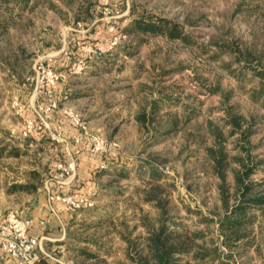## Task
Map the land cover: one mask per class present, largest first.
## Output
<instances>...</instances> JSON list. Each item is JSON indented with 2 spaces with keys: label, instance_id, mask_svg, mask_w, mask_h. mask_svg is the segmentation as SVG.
Wrapping results in <instances>:
<instances>
[{
  "label": "rangeland",
  "instance_id": "374dc122",
  "mask_svg": "<svg viewBox=\"0 0 264 264\" xmlns=\"http://www.w3.org/2000/svg\"><path fill=\"white\" fill-rule=\"evenodd\" d=\"M142 21L161 27L133 29ZM41 63L53 87L36 75ZM263 76L264 0H0V223L12 212L48 218L51 239L65 231L43 240L39 264H130L128 241L141 249L164 212L178 231L202 235L193 248L211 254L195 264H264V246L223 244L206 154L220 133L237 205L233 171L264 163ZM228 113L242 117L235 131ZM69 114L87 128L81 145ZM28 122L45 128L25 134ZM91 138L104 148L92 154ZM70 161L75 176L57 184L55 166ZM255 169L262 191L264 166ZM72 192L92 205L64 207L60 232L50 198ZM249 215V228L264 222Z\"/></svg>",
  "mask_w": 264,
  "mask_h": 264
},
{
  "label": "trees",
  "instance_id": "16d2710c",
  "mask_svg": "<svg viewBox=\"0 0 264 264\" xmlns=\"http://www.w3.org/2000/svg\"><path fill=\"white\" fill-rule=\"evenodd\" d=\"M161 27H156L145 22H137L133 29L140 32H157ZM264 78V76H263ZM228 122L236 129L241 127L242 117L237 115H230L228 113ZM220 133L214 137V145L206 149L207 161L212 164L215 175L219 178V192L223 206V214L219 221L220 230L223 237V244L232 248L236 246L241 240L248 237V230L253 222L252 217L249 215V210L263 204V196L260 191V185L250 181L251 176L255 174V164L243 165L242 173L233 171L235 173L234 187L236 188V195L233 199L237 200V205L229 206L231 195L224 184V172L227 170L224 162L226 155L220 142ZM217 147V148H215ZM17 189L24 190V186H17ZM64 206V205H63ZM66 207V206H64ZM67 208V207H66ZM166 213L162 212L157 224L147 227V235L144 237V245L141 249L137 250L134 245L128 241L129 249L128 259L130 264H195L205 262L207 257L211 254L199 245H195L196 238L202 235L192 234L188 235L184 229L181 231L176 229L175 223L169 224L170 219L166 217ZM131 244V245H130ZM134 252L136 257L130 254ZM218 251V250H217ZM77 253L83 257L86 262L88 257L93 255L89 254L86 249H77ZM213 258L216 256V251ZM213 259H211L212 261ZM39 264V262H38ZM46 264V263H42ZM78 264V263H76Z\"/></svg>",
  "mask_w": 264,
  "mask_h": 264
},
{
  "label": "built area",
  "instance_id": "2783aa9c",
  "mask_svg": "<svg viewBox=\"0 0 264 264\" xmlns=\"http://www.w3.org/2000/svg\"><path fill=\"white\" fill-rule=\"evenodd\" d=\"M35 73L36 75H42L47 85L52 87L55 85L57 77L48 66H44L42 63L39 64L35 68ZM68 116L72 126L80 131L79 135L74 137V143L81 145L87 134V128L77 116L73 114ZM44 126L28 122L25 126V134L40 132L45 128ZM90 141L92 142L90 147L92 154L104 148V141L101 139L91 138ZM55 168L57 171L56 182L61 185L65 184L67 179L74 177L76 173V165L73 161L58 164ZM99 168L105 169L106 166L101 164ZM50 199L52 214L55 213V204H62L71 210L92 205L89 200L83 199L76 192L66 195L54 193ZM49 224L50 220L48 218L36 220L30 216H19L12 212L7 214L0 223V256L10 260L12 264H38V252L41 251L43 240L47 239L43 235V231ZM34 229H37V234L33 233Z\"/></svg>",
  "mask_w": 264,
  "mask_h": 264
},
{
  "label": "crops",
  "instance_id": "0c3cea01",
  "mask_svg": "<svg viewBox=\"0 0 264 264\" xmlns=\"http://www.w3.org/2000/svg\"><path fill=\"white\" fill-rule=\"evenodd\" d=\"M90 162L91 161H89V163ZM250 163H254L255 167L256 166H259V167H263L264 166V163H262L261 165H258V162L255 163L251 159H250ZM80 165L86 167V166H88V161L85 160L84 158H82L80 160ZM256 172L257 171L255 169V173ZM251 182L254 183L253 181H251ZM261 194L263 196V204L260 205V206L254 207L253 209H256L258 214H261V215L264 216V189H262ZM51 207L52 206L49 207V211L50 212H51ZM64 211H66V210H65V208H64V206L62 204H55V213L53 214V216L59 222L58 225L60 226V229H59L60 232H63L65 230L64 222H65V216H67V214L64 213ZM256 223L258 225L254 224L252 228H249V230L250 229H251V231L253 230L254 233L251 234V236L249 235L247 237V239H248V241H250L249 246H251L252 249L258 250L259 247L264 246V222L262 221L261 223H259V222H256ZM37 232H38L37 229L33 230L34 234H37ZM64 235H65V231L63 233H61L60 236L58 238H56V239H51L50 236H53V235H51V233H47V235H45V237L47 238L46 239L47 241L60 242V241H62L64 239ZM41 251H42V253L44 252L42 246H41ZM0 264H12V262L10 260L5 259L2 256H0Z\"/></svg>",
  "mask_w": 264,
  "mask_h": 264
}]
</instances>
